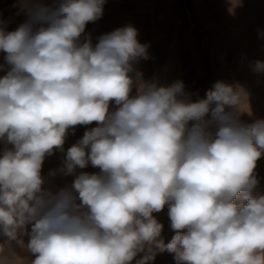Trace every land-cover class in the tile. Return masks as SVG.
Here are the masks:
<instances>
[{
	"label": "clouds",
	"instance_id": "clouds-1",
	"mask_svg": "<svg viewBox=\"0 0 264 264\" xmlns=\"http://www.w3.org/2000/svg\"><path fill=\"white\" fill-rule=\"evenodd\" d=\"M106 0L34 3L0 19V237L30 264H264V119L240 120V91L216 81L193 99L182 80L144 78L149 45L132 24L93 43ZM264 35V33H261ZM264 73V61H255ZM87 129L69 147L76 126ZM64 153L49 176L46 157ZM91 165L98 172L78 171ZM167 206L165 243L153 215ZM27 236L25 244L23 237ZM0 242V264H11Z\"/></svg>",
	"mask_w": 264,
	"mask_h": 264
},
{
	"label": "rangeland",
	"instance_id": "rangeland-1",
	"mask_svg": "<svg viewBox=\"0 0 264 264\" xmlns=\"http://www.w3.org/2000/svg\"><path fill=\"white\" fill-rule=\"evenodd\" d=\"M42 3L54 6L57 0H0V19L9 31L27 19L24 8ZM132 24L138 29V39L148 44L150 59L136 66L144 78L171 84L182 80L192 98H203L216 81L232 84L240 91L239 118L244 123L264 119V73L255 72V61H264V0H106L104 13L95 23L86 26L93 43L96 38L118 27ZM0 52V64L3 56ZM4 72L0 71V76ZM78 125L75 134L69 131L64 150L95 127ZM5 146L0 143V150ZM64 153L56 151L46 157L42 175L46 187H63L74 177H50L49 170L61 165ZM78 171L98 172L89 165ZM260 190H264V156L257 162ZM167 206L153 215L163 224L161 238L167 243L175 234L170 227ZM25 244L27 236L23 237ZM4 255L11 264H30L33 258L16 242L7 243ZM140 253L132 264L141 259ZM149 264H175L173 255L158 252Z\"/></svg>",
	"mask_w": 264,
	"mask_h": 264
}]
</instances>
